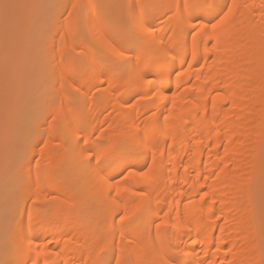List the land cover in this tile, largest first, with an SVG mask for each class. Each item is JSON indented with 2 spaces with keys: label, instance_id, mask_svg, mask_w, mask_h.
I'll return each mask as SVG.
<instances>
[{
  "label": "bare ground",
  "instance_id": "6f19581e",
  "mask_svg": "<svg viewBox=\"0 0 264 264\" xmlns=\"http://www.w3.org/2000/svg\"><path fill=\"white\" fill-rule=\"evenodd\" d=\"M27 1L30 3L27 2L26 6L22 3L23 7L11 12L15 27L9 29L17 39L11 40L12 49L7 50L9 58L22 57L28 45L30 31L25 20L33 9L27 6L36 0ZM68 1L64 2L63 10L75 0L69 4ZM159 2L165 7L150 20L152 31L144 34V45L151 50L146 53L147 58L167 61L171 81L163 89L167 100L154 94L151 85L136 78L131 66L119 69L114 76V65L108 57L97 58L91 54L95 46L106 52L105 42L116 38L115 33L111 36L114 30L107 23L96 21L89 24L90 38L85 35L83 39L82 35L81 39L72 41L74 46L77 44L76 48L69 37L71 32L66 33L70 40L69 49L72 52L74 48L80 49L70 62H82L85 71L63 82L59 76L64 50L62 52L63 48L57 45V50L52 53L51 47L55 46H52L53 41L50 42V51L48 49L46 55L50 52L54 59H50L52 68L46 70V80L51 86L61 83L64 87L70 86L71 95L74 94L77 101L73 106L66 105V93L62 87L54 89L51 94L47 91V99L56 100L58 105L54 111L46 112L50 113V121L39 119L22 159L26 165L24 178L27 180L29 171L31 173V187L19 191L26 198H35L39 192V208L34 209V214L41 210L50 213V222L43 227L36 226L31 233L32 251H27L25 244L24 259L28 264L32 259L38 260L39 264H65L66 261L81 264L82 258L93 264L98 258V244L105 248H110L113 242L120 245L121 234L117 231L114 236L109 235L110 225L116 221L119 228V216L133 200L139 202L133 192L141 189L146 193L144 202L149 209L145 213L146 220L159 223L163 219L169 227L161 229L158 242L154 225L151 240L147 230L143 233L128 231L126 238L131 236L137 242L131 251L133 261L139 259L143 264H163L166 257L175 255L177 247L189 252L187 259L192 264H196L197 258L220 264L228 248L233 249L227 255L233 264H256L259 260L253 249L258 242L264 197V60L261 58L264 16L261 15V0H236L239 7L233 13L234 23L218 32L213 40L198 38L195 50L192 37L183 34L181 22L174 14L176 9L167 7L183 3V0ZM91 4H94L92 0H88L85 5ZM86 15L94 16L95 10L88 9ZM58 19L53 23L55 27L67 26L64 21V26L60 25ZM80 21L77 19L76 24L81 25ZM86 38L91 40L90 43ZM63 39L62 33V44ZM0 49H3L2 45ZM5 57L6 51L0 54V60H6ZM14 64L8 69H13ZM92 68H102L104 72H97L98 78H95L87 72ZM181 71L183 75L178 78L176 73ZM148 78L156 81L157 74L150 73ZM3 85L4 91L10 87ZM93 85L99 86L100 90ZM77 88L80 92L76 91ZM209 89L212 95L219 93L226 97L224 103H217L215 111L210 99H201L202 95H209ZM172 93L177 94L173 112L177 119L166 122L164 116L169 113L165 105H171ZM185 98L190 102L185 104ZM192 102L207 105V111L201 107V111L196 112L192 109ZM4 111H1L0 122L2 120L5 126ZM53 116H56L55 121ZM85 138L88 139L87 145L83 143ZM44 141L48 142L46 146ZM41 143L43 152L36 149ZM85 148L92 150L93 157L102 154V159L107 161L102 172L95 167L94 158L92 167H89L88 153L82 154ZM4 149L0 145V155ZM36 152H39L42 163H46L45 167L54 168L56 172L55 179L42 177L39 187L36 185L37 169H30ZM153 154L154 172L150 179L129 176L127 181L121 180V187L128 191L119 197L115 195V188L100 181L101 174L114 183L115 179H120L121 172L143 170L146 164H153ZM74 166L78 169L75 180L63 182L64 175ZM49 194L56 200H50ZM18 203L20 207L25 203L31 206L32 201L28 203L23 199ZM193 239L198 242L193 244ZM218 242L220 250L216 251ZM37 244H41L39 252L35 251Z\"/></svg>",
  "mask_w": 264,
  "mask_h": 264
},
{
  "label": "snow or ice",
  "instance_id": "6c2138e0",
  "mask_svg": "<svg viewBox=\"0 0 264 264\" xmlns=\"http://www.w3.org/2000/svg\"><path fill=\"white\" fill-rule=\"evenodd\" d=\"M20 5L14 4L11 0H3L0 3V8L4 10L6 22L9 19L8 13L14 8H18ZM34 10H42L47 7L46 4L37 2L28 5ZM165 5H162L159 0H149V2H142V0H122L120 3H111L110 0H105L104 3H94L91 5H82L73 3L71 5L72 11H68V16H73V11L77 13V19L83 20L85 24H95L96 21L101 23L109 24L115 33V39L109 38L105 42V50L109 60L112 61L114 65L112 72L113 75H117L119 69H127L129 66L132 68L133 75L142 80L144 84L151 85L155 89L154 94H159L164 96L163 89L166 85L170 84L169 72L167 61L160 62L153 58H147L146 53L151 50L144 45L146 40L145 33L152 31V25L150 20L156 16L157 12ZM169 8H175L178 19L182 25V31L185 36H191L193 41V48L195 50L197 46V39L213 40L217 33L223 31L231 23H234L233 13L234 10L239 7L236 0H232L228 3L227 0H183V3H175L168 5ZM248 7V5H245ZM261 15L264 16V0H261ZM88 9H94L95 15H86ZM119 10V15H113V10ZM12 34L9 32L8 28L5 29V49H6V64H5V77L6 84L9 80L13 82L14 94L9 98L6 92L5 98V133L7 135L8 131L15 122L16 109L21 103L25 87L26 78L21 73L16 75L14 78L10 76L8 65H7V50L10 47ZM118 41V42H117ZM216 44L213 43V48ZM165 55L167 53L165 52ZM195 58V54L194 57ZM261 58L264 60V45L261 46ZM207 59V57H205ZM122 61V63H121ZM62 67L60 70V80L63 82L66 78L72 79L80 71H85L82 62H68L65 63L62 60ZM191 67V65H189ZM87 72L95 77L97 72H104V69L92 68L87 69ZM150 73L157 74V80L154 81L148 78ZM183 75V72H177L176 76L179 78ZM103 82V81H102ZM110 83V81H109ZM157 83L159 87H157ZM97 87L99 91V86ZM179 89V84L177 85ZM80 92V89H76ZM209 95H202V100H211V105L213 111L216 110L217 103H224L226 97L216 93L211 94V89L208 90ZM144 97H140L143 99ZM167 100L168 97L164 96ZM185 104L190 101L185 98L183 101ZM127 103V102H125ZM177 104V94L172 93L171 95V105H165L168 110V115L164 116V120L167 122L169 120L177 119L173 115V112ZM203 110L207 111V105H201L197 102H192V109L196 112ZM183 115V114H182ZM52 120H56V116L52 117ZM51 127V124H50ZM138 139V137H137ZM47 141H44L45 146ZM83 143L88 144V139L85 138ZM43 152V148H41ZM88 153V165L92 167V159L96 161L95 167L100 169L102 172V166L107 164V161L102 159L101 155L92 156V150L90 148H85L82 150L83 153ZM39 160H37V179L36 185L39 187L41 178L45 179H55L56 172L54 168L45 170L43 173L39 170ZM155 154H153V164H146L145 168L138 172L127 173L121 172L120 179H115L114 183L110 180H106L104 175H100V181L102 183H109L110 188H115V195L120 196L121 193L128 191L127 189L121 187V180L127 181L129 176H139L141 179L149 180L151 174L154 172ZM26 167L23 160L17 159L11 166L5 165L4 170L0 173V184L3 185L6 191L15 190L18 191L23 187H31V173L29 171L28 179L25 180L23 176V169ZM110 167V165H109ZM207 177H205L206 179ZM114 179V178H113ZM109 196L112 195L109 191ZM133 195L138 197L137 200H133L130 204L126 205L124 212L119 216V228H117L116 221H113L110 225L111 231L109 235L114 236L117 231L121 234L120 245L117 246L115 242L110 248H105L100 244L97 245L99 248V253H97L98 258L93 261V264H143L142 260L137 259L133 261L131 258V251L134 245L137 243L131 236L126 238V233L128 231H135L137 233H143L145 230L148 232L149 240L152 239L151 227L154 225L156 229V241L160 240L161 229L169 227L165 221L162 219L159 223L154 220H146L145 213L149 209L146 208L144 198L145 191L138 190L134 191ZM207 195V193H205ZM49 198L52 201L56 200V197L49 194ZM204 197L201 196V199ZM27 199L31 200V206L27 203L23 207H20L17 203L14 214L9 220L6 221V226L3 234L0 235V264H28V260L24 259L25 254V244H27V251H32L31 245L33 239L31 233L36 226H46L50 222V213L47 211H37L34 214V209L39 208V192L36 193L35 198L28 196ZM25 217L27 228H25ZM145 225L147 227H145ZM223 231V229H221ZM167 234V233H166ZM198 241L193 239L192 243L196 244ZM51 243V241H47ZM41 249V244H37L35 251L39 252ZM171 250V249H170ZM220 250L219 242L216 244V251ZM95 252V249H93ZM175 255L168 256L164 260L163 264H192V261L187 259L189 252L186 249H180L179 247L174 249ZM233 251L232 248H228L225 258L220 261V264H233L232 260L227 259L228 253ZM259 255V260L256 264H264V197H262V204L260 209V227L259 236L256 247L253 249ZM102 253V255L100 254ZM128 255H125V254ZM207 255V252H205ZM31 264H39L36 259L31 260ZM65 264H68L66 261ZM75 264V261L72 262ZM81 264H89L87 259H81ZM196 264H214L211 259L204 261L197 258Z\"/></svg>",
  "mask_w": 264,
  "mask_h": 264
},
{
  "label": "rangeland",
  "instance_id": "374dc122",
  "mask_svg": "<svg viewBox=\"0 0 264 264\" xmlns=\"http://www.w3.org/2000/svg\"><path fill=\"white\" fill-rule=\"evenodd\" d=\"M65 1L66 0H36L34 3L41 2V3L46 4L47 7H45L42 10H39V11L33 9L29 13V16L27 17V19L25 20L26 21L25 24L28 26V29L30 32H29L28 45H26V49L24 48L23 56L22 57H21V55L20 56H14V57L11 56L12 58H9V56L7 57L8 68L15 63L13 69H9V73H11V71L13 73H16L17 75L22 73L26 78V87H25L23 99L18 106L19 108L16 109V116H18L19 118L17 119L15 116L14 125H12V127L8 131L7 135L5 133V129H4L5 126L2 122V120L0 122V134H1L0 135V145L1 146L3 145L5 147L4 153H3L4 155L3 154L0 155V159H1L0 173L3 172L6 164L11 166L17 159H20V160L23 159V157L25 156V153H26V146L31 141V139L35 133L36 124L39 121V119H42V118L45 119L46 118L47 121L51 120V118L49 116L50 113L46 114V112L48 110H50V112L54 111L58 104H57L56 100L54 101V99H53V101H51V100L49 101V99H47V97H46L47 91H48V94H51L54 92V89L62 87L63 88L62 90L67 94V97L65 94V98H66L65 101L67 100L65 102L66 105L73 106V102L76 103V101H77L76 99L73 98L74 94H73V96L71 95V92L73 93V91H71L70 86H69L70 88L68 86L64 87V85H62L63 83H61V85L54 84L51 86L49 81L46 80V78H47L46 74H48V72L46 73V70L49 71L52 68L50 62L54 59L52 53H55V51L57 50L56 46L57 45L60 46V49L63 48L62 52H63V50H64V52L62 53V56H63L62 60L65 63H68L75 56L77 57V54L75 52L80 51L79 48L75 49L77 44L74 46L72 41H77V40L81 39L82 35H83V39H84L85 35L89 37V34H90L89 24H83L84 21H82V20L80 21V22H82L81 25H79V22L76 24V22H77L76 11H73L72 17L68 16V11H72L71 5L73 3L85 5L88 0L72 1L71 5L68 6V8L66 6L65 7L66 10H63L64 9L63 4ZM69 1H71V0H69ZM69 1H68V4L70 3ZM2 2H3V0H0V3H2ZM11 2L14 4H18L17 2H19L18 5H20V7L21 6L23 7V4H25V6H26L27 2L30 3V1H27V0H21V1L11 0ZM92 2L93 3H104L105 0H92ZM110 2L111 3H120V2H122V0H110ZM12 11H13V9L10 10V12L8 13L9 19L6 22L4 10L2 8H0V47L2 45V47L4 49V50L0 49V54H3L4 51H6L5 44H4L5 42L3 43L4 37H5L6 27L8 28L9 32L12 34L13 39L16 38V34L11 32V29L14 30L13 27H15V25L14 26L12 25V18L14 17V16L12 17V13H13ZM33 13H34V16L31 17L33 15ZM113 15L118 16L119 10L118 9L113 10ZM57 16H58V18L60 17L59 18L60 20L58 18H56ZM15 17H18V16H15ZM55 19L56 20L58 19V21L61 22L60 25L64 26V24H66L68 27L70 26V29H67V26L66 27L64 26L65 28L62 26L59 27L61 29V32L63 33V37L65 39V40L63 39V44H62V41L60 40L62 33L60 32V29L55 27L53 24L55 22ZM63 21H64V24L62 23ZM28 23H30V25ZM42 24H43V26H42ZM9 28H11V29H9ZM43 28L46 29V31ZM53 28H54V30H53L54 32L52 31ZM69 32H71L69 37L71 36L70 37L71 42H72L73 46L75 47L74 52H72L73 50L71 51L69 49L70 40H69L68 36H66V33H69ZM44 34L46 36H44ZM112 35H114V31H112L111 36ZM48 40H50V41H48ZM85 40L87 41V38ZM90 41L91 40L89 39L87 42L90 43ZM50 42L53 43L52 46H55V47H51V51H52L51 55L52 56H50V52L48 55H46L48 53L47 50L49 49V51H50V45L52 44ZM47 44L49 46H47ZM33 48H34V50H33ZM11 49H12V47H9L8 51L9 50L11 51ZM31 50H33V51H31ZM74 53L76 55H73ZM91 54L97 58L101 57L102 55L107 57L106 52L97 46L93 47ZM5 59H6V57H5ZM50 59H52V60H50ZM15 61H17V63ZM4 63L6 64V60H4V59L0 60V68H3L2 69L3 72H2V70H0V75H1L0 76V90H1L0 91V101H1V103H0V108H1L0 109V116H2V114H3V113L1 114V111H4V109H5L4 101L6 98V92H8V90L11 91V92H8L9 98H11V96L14 94L13 82L11 80H9L7 82V86L10 85V87H12V89H8V88H10L8 86L7 91H4L5 86L3 85V83L6 85L5 64ZM18 65H19V67H18ZM42 65L44 66L43 68H42ZM11 68H12V66H11ZM48 68H49V70H48ZM44 72H45V75H44ZM16 74L12 75V73H11L10 76L15 77ZM2 75H4V76H2ZM11 82H12V84H10ZM47 82L50 84V86H49V84L46 85ZM72 109H74V108L72 107ZM75 112H76V109H75ZM41 114L43 116H41ZM2 126H4V127H2ZM13 126H14V128H13ZM10 131H11V133H10ZM93 136L96 137L95 134ZM42 146H43L42 143L39 144L36 148L37 151H40L41 150L40 148H43ZM37 160H39V162H40L39 163V170H41L42 173H43V171L48 170L44 165L46 163H42V161L39 159V152L38 153L36 152V154L33 156V162L30 166V169H32V171L34 169H37ZM77 171H78L77 166H74L72 169H70L64 175V178L62 181L68 183L71 180H75V178L77 176ZM46 180H49V179H46ZM23 199H25L26 202H28V203L30 202V200L26 198V195L22 194L19 190H18V194H17V191H15V190L6 191L5 188L3 187V185L0 184V235L3 234V231H4L5 226H6V221L9 220L11 218V216L14 214V213H12V215H11V212L17 206V203ZM2 258H4V257H0V259H2Z\"/></svg>",
  "mask_w": 264,
  "mask_h": 264
}]
</instances>
